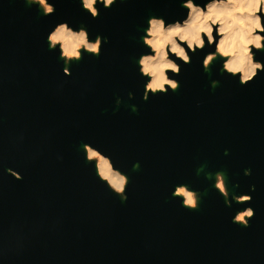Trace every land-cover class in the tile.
Segmentation results:
<instances>
[{"label": "water", "instance_id": "water-1", "mask_svg": "<svg viewBox=\"0 0 264 264\" xmlns=\"http://www.w3.org/2000/svg\"><path fill=\"white\" fill-rule=\"evenodd\" d=\"M54 6L43 15L0 0V264H264V71L241 84L220 58L205 70L206 45L168 72L176 91L144 100L146 21L182 19L181 0L98 3L96 18L80 0ZM61 21L106 38L100 54L66 65L46 40ZM84 143L127 176L126 199L98 178ZM219 171L227 197L207 177ZM180 183L197 208L172 195ZM244 207L247 227L232 220Z\"/></svg>", "mask_w": 264, "mask_h": 264}, {"label": "clouds", "instance_id": "clouds-1", "mask_svg": "<svg viewBox=\"0 0 264 264\" xmlns=\"http://www.w3.org/2000/svg\"><path fill=\"white\" fill-rule=\"evenodd\" d=\"M24 2L29 6L37 5L43 15L55 12V0ZM118 2L123 0H80L82 8L92 18L99 15L96 7L98 3L109 8ZM181 6L187 10L182 19L166 22L162 17L151 16L146 21L142 43L149 51L142 53L137 60L139 73L147 78L142 99L147 100L150 93L155 95L176 91L179 81L172 78L180 73V64L176 61L189 64V53L203 50L206 45L214 46V51L207 52L202 59L205 70L210 68L216 58H220L222 70L238 76L241 84L250 82L258 71H264V63L254 59L255 51H264V0H181ZM46 40L50 50L59 48V57L67 65L82 59L83 52L99 55L106 38L102 40L100 35H96L90 39L85 27L73 28L66 21H61L48 32ZM62 71L66 76L71 75L68 67ZM212 83L214 86L217 84L216 81ZM132 95L128 93L130 98ZM116 103H120L119 98ZM82 148L85 160L94 162L98 178L120 195L122 200L126 199L127 176L114 166L110 157L89 143H84ZM7 172L16 179H22L20 173L12 168H8ZM244 174L250 175L251 170L245 169ZM214 187L223 196H228L224 176L220 172L215 175ZM254 187L250 185L253 191ZM172 195L181 198L184 207H198V193L186 184L175 185ZM233 199L238 203H250L252 197L239 194L233 195ZM225 203L229 201L226 199ZM253 216L254 209L244 207L235 212L232 220L247 227Z\"/></svg>", "mask_w": 264, "mask_h": 264}, {"label": "bare ground", "instance_id": "bare-ground-1", "mask_svg": "<svg viewBox=\"0 0 264 264\" xmlns=\"http://www.w3.org/2000/svg\"><path fill=\"white\" fill-rule=\"evenodd\" d=\"M208 70V69H207ZM83 146V145H82ZM220 173H222L223 174V176H224V180H225V184H226V189H227V177H226V174H225V172L224 171H219ZM217 173V172H216ZM216 173H213L212 175L210 174V173H208L207 174V177L208 178H213L214 179V183H215V175H216Z\"/></svg>", "mask_w": 264, "mask_h": 264}, {"label": "rangeland", "instance_id": "rangeland-1", "mask_svg": "<svg viewBox=\"0 0 264 264\" xmlns=\"http://www.w3.org/2000/svg\"><path fill=\"white\" fill-rule=\"evenodd\" d=\"M41 10V9H40ZM41 12H42V10H41Z\"/></svg>", "mask_w": 264, "mask_h": 264}]
</instances>
